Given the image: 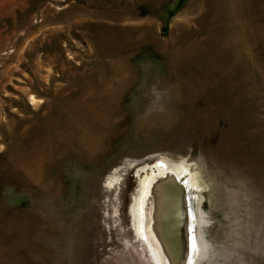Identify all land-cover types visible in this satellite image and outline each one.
<instances>
[{
    "label": "rangeland",
    "instance_id": "rangeland-1",
    "mask_svg": "<svg viewBox=\"0 0 264 264\" xmlns=\"http://www.w3.org/2000/svg\"><path fill=\"white\" fill-rule=\"evenodd\" d=\"M163 159L194 264H264V0H0V264H153L130 204Z\"/></svg>",
    "mask_w": 264,
    "mask_h": 264
},
{
    "label": "bare ground",
    "instance_id": "bare-ground-1",
    "mask_svg": "<svg viewBox=\"0 0 264 264\" xmlns=\"http://www.w3.org/2000/svg\"><path fill=\"white\" fill-rule=\"evenodd\" d=\"M131 162L116 166L106 185H119ZM145 168L130 204L136 235L143 239L153 264H194L198 242L191 228L196 220L190 194L198 184L195 175L184 160H158L149 171Z\"/></svg>",
    "mask_w": 264,
    "mask_h": 264
}]
</instances>
